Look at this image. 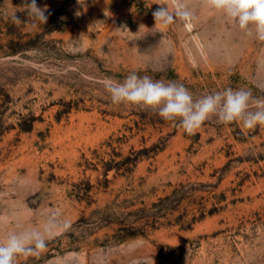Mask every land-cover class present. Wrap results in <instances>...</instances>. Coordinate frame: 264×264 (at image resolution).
I'll list each match as a JSON object with an SVG mask.
<instances>
[{"label": "rangeland", "instance_id": "374dc122", "mask_svg": "<svg viewBox=\"0 0 264 264\" xmlns=\"http://www.w3.org/2000/svg\"><path fill=\"white\" fill-rule=\"evenodd\" d=\"M167 2L37 0L44 24L0 0V240L50 228L17 264H264V126L213 116L187 135L98 82L264 99V41L203 0L156 24Z\"/></svg>", "mask_w": 264, "mask_h": 264}, {"label": "clouds", "instance_id": "9594fccd", "mask_svg": "<svg viewBox=\"0 0 264 264\" xmlns=\"http://www.w3.org/2000/svg\"><path fill=\"white\" fill-rule=\"evenodd\" d=\"M211 9L222 12L229 21L249 37L264 41V0H203ZM153 12L157 23L169 25L177 21L190 23L193 13L187 8L185 0H168L159 4ZM171 5V7H169ZM33 22L47 23L48 6L37 4V0H21L17 6ZM13 23L19 25L18 15L11 16ZM103 84L115 105L138 106L156 111L165 121L179 123L187 135H195L204 122L215 116L221 124L239 122L245 129L264 126V99L253 98L250 90L227 88L199 99H194L183 85L173 81L165 83L149 76H139L136 72L128 74L122 82L104 78ZM256 110H251L252 108ZM36 229L10 232L6 239L0 240V264H17L20 256L39 255L46 249L47 233Z\"/></svg>", "mask_w": 264, "mask_h": 264}]
</instances>
